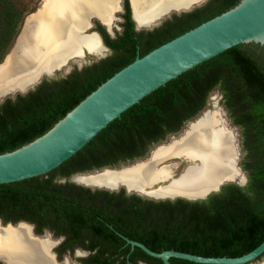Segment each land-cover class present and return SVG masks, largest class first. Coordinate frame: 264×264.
<instances>
[{"label":"trees","instance_id":"trees-1","mask_svg":"<svg viewBox=\"0 0 264 264\" xmlns=\"http://www.w3.org/2000/svg\"><path fill=\"white\" fill-rule=\"evenodd\" d=\"M206 0L172 13L160 26L134 29L123 0L121 30L111 37L97 20L109 55L73 68L64 77L44 76L33 89L0 101V153L45 133L115 72L158 45L237 4ZM26 6L0 0V62L16 36ZM218 88L231 122L239 127L244 185L228 182L205 198L153 199L124 188L109 191L71 181L72 174L144 157L205 108ZM0 219L20 220L63 234L57 259L86 250L80 264H163L122 235L155 251L174 249L204 256H239L264 239V45L239 43L194 65L152 90L107 124L90 141L46 174L0 184ZM261 257H258L260 259ZM171 264H206L170 258ZM0 264L1 263L0 261Z\"/></svg>","mask_w":264,"mask_h":264},{"label":"bare ground","instance_id":"bare-ground-1","mask_svg":"<svg viewBox=\"0 0 264 264\" xmlns=\"http://www.w3.org/2000/svg\"><path fill=\"white\" fill-rule=\"evenodd\" d=\"M188 1L131 0V6L136 21L143 24L165 7L183 6ZM119 7V0H44L27 16L0 64V94L22 88L69 60L78 61L84 52L102 54L98 36L85 33L88 17L96 15L108 23ZM216 99H212L213 108L189 123L180 137L157 145L146 159L117 170L77 175L75 180L108 187L120 184L152 197H196L224 181L242 183L238 132L225 123ZM52 242L49 237L32 235L25 223L0 226V259L8 264H57L50 252Z\"/></svg>","mask_w":264,"mask_h":264},{"label":"water","instance_id":"water-1","mask_svg":"<svg viewBox=\"0 0 264 264\" xmlns=\"http://www.w3.org/2000/svg\"><path fill=\"white\" fill-rule=\"evenodd\" d=\"M119 1V10L112 13L111 19L108 23L104 22L96 15H90L88 17V25L85 29V33H95L105 51H108V48L104 45L100 34L91 28L93 21L97 20L112 36L114 33L112 28L114 26L116 29L118 28L115 23V20L118 19L116 14L122 9V0ZM128 1L131 18L134 22V29L139 31L142 29H153L159 26L162 21L169 17L172 13L179 14L189 11L196 6L202 5L206 0H190L183 6L165 7L159 13L151 16L149 20L143 24H139L136 21L131 6V0ZM38 8H36L34 12H36ZM29 15L30 14L27 16ZM23 25L24 22L22 27ZM22 27L18 32L15 41L20 34ZM249 42L264 45V0H239L237 4L228 10L203 21L191 29L186 30L185 32L151 49L142 56L137 55L133 61L115 72L111 77L106 79L96 89L84 97L75 107L68 111L45 133L20 146L19 148L0 153V184L20 181L26 178L48 173L81 149L100 130L106 127L109 122L119 117L123 111L131 105L137 103L141 98L155 88L163 85L171 78L179 75L181 72L233 45ZM14 43L9 52L13 48ZM9 52L4 56L3 60ZM51 75L52 73H43L34 81L22 88H15L0 94V101H3L5 97H14L17 93H25L28 90L33 89L44 76L50 77ZM209 109L210 108H204L195 117L187 120L185 125L194 122ZM221 109L226 116L227 112L223 106H221ZM225 123L228 127H232L233 125L230 118H225ZM184 126L178 132L169 134L166 139L168 137H170V140L180 137L181 134L179 133L184 131ZM233 126L237 127L236 125ZM163 141L159 143H167ZM123 164L124 163H120L115 167H104L86 172L95 173L105 170H117L125 167ZM239 167L243 174L244 181L242 183H235L244 185L247 181V176L240 165ZM75 174H72L69 179L77 184L91 188H104L109 191H118L120 188H124L127 193H136L153 199H174L176 197H182L185 199L195 200L205 198L210 192L219 190L222 184L234 182L230 180L221 182L214 188L209 189L202 195L196 197H187L183 195L152 197L140 191L130 190L120 184L108 187L96 184L79 183L75 180ZM72 176H74V178L71 179ZM19 223L29 225L31 233L36 237H40L33 233V226L29 222L18 221L15 224L10 222L4 224L0 220L1 227H6L7 225L15 226ZM44 235H48L50 237L49 233ZM122 237L125 240V243L130 245L131 249L137 246L147 254L160 258L163 264H171V257L206 264H261L264 262V239L256 247L239 256H204L174 249L155 251L139 241L127 238L123 235ZM78 252L79 250H76V253ZM51 253H53L54 261L59 264L60 262L57 260L52 247ZM258 257L261 258L258 259ZM2 262L5 261L2 260ZM5 263L8 264L7 262ZM141 264L145 263L142 262Z\"/></svg>","mask_w":264,"mask_h":264},{"label":"rangeland","instance_id":"rangeland-1","mask_svg":"<svg viewBox=\"0 0 264 264\" xmlns=\"http://www.w3.org/2000/svg\"><path fill=\"white\" fill-rule=\"evenodd\" d=\"M14 1H16V3H18V4H20V5H25L26 6V13L24 14V16H23V19H22V22H21V24H20V26H19V29H18V32L20 31V29H21V27H22V24H23V22H25L24 21V19L25 18H27L26 16L28 15V14H30L31 15V13L33 14V12L36 10V8H38V7H41V4H42V2L44 1V0H14ZM117 16H118V19L117 20H115V23H116V25H117V29L115 28V26L112 28V30H113V34H112V36H115V34L117 33V31L119 32L120 31V29H121V21H122V18H121V12H118L117 14H116ZM162 24V23H161ZM160 24V25H161ZM159 25V26H160ZM23 28V27H22ZM92 30H94L93 28H91ZM22 31V30H21ZM18 32H17V34H18ZM21 33V32H20ZM17 34H16V36H17ZM16 36L14 37V39H13V41H12V43H11V46H10V48L12 47V45H13V43H14V41H15V38H16ZM19 36V35H18ZM16 42V41H15ZM15 44V43H14ZM10 48H9V50H10ZM9 50H8V52H9ZM109 51H103V53L102 54H100V55H93V54H90V53H88V52H84V54H83V56H82V58H80L78 61H72V60H69V61H67V63H66V65H64V66H62L60 69H54L53 71H52V75L50 76V78H57V77H64L67 73H68V71H70L73 67H77V68H82L84 65H87V64H89L91 61H93V60H97V59H100V58H103V57H105V56H107V55H109ZM3 60V59H2ZM2 60H1V62H2ZM0 62V63H1ZM213 98H217L216 100H217V103H218V105H219V107H221L222 106V103H221V101H220V99H221V95H220V93H219V91H218V89H214L213 91H211V93L209 94V98H208V101H207V106H206V108H210V109H212L213 108V103H212V99ZM224 117L225 118H228L229 119V117L227 116V114H226V116L224 115ZM233 126V125H232ZM185 127V129L188 127V125H185L184 126ZM234 127V126H233ZM184 129V130H185ZM236 129H237V132H238V145H239V150H240V159L242 158V152H241V144H240V142H241V137H240V130H239V127L237 126L236 127ZM182 133L184 132V131H181ZM182 133H179V134H182ZM170 137H168L165 141H163V142H168L170 139H169ZM158 144H160V143H158ZM158 144H156V145H153L150 149H149V151L146 153V155L144 156V157H140V158H138V159H135V160H133V161H128V162H126V163H124L123 164V166H129V165H132V164H134L136 161H139V160H144V159H146L149 155H150V152L158 145ZM161 144H163V143H161ZM179 161H183V160H179ZM240 161V160H239ZM170 162V161H169ZM168 161H166V163H169ZM184 165L185 164H183L181 167H180V169L178 170V171H175V173L176 174H178L180 171H181V169L184 167ZM95 173H97V172H95ZM82 174H87V172H85V173H77V174H75L74 176H77V175H82ZM92 174V173H91ZM74 176H72L71 177V179L72 178H74ZM161 184H163V183H161ZM42 237H49L48 235H45V236H42ZM50 238V237H49ZM52 238V237H51ZM54 239H56L55 237H53ZM54 245V244H53ZM51 250V249H50ZM56 254V253H55ZM87 253H86V251H82V250H79V252L78 253H76V252H74V253H72V254H66V255H64L63 256V258H62V260L60 261V263H62V262H67V263H69V264H75V263H78V261H77V256H85ZM1 261V263H3V264H6L5 262H2V260H0ZM263 263V262H262Z\"/></svg>","mask_w":264,"mask_h":264},{"label":"flooded vegetation","instance_id":"flooded-vegetation-1","mask_svg":"<svg viewBox=\"0 0 264 264\" xmlns=\"http://www.w3.org/2000/svg\"><path fill=\"white\" fill-rule=\"evenodd\" d=\"M121 18H122V21H123V17H122V14L124 13V4H123V0H122V9H121ZM96 20H94L93 21V25H92V28L95 30V31H97L98 33H99V31L97 30V24H96V22H95ZM121 21V22H122ZM121 30V29H120ZM118 32V31H117ZM100 34V33H99ZM110 35V34H109ZM116 35V34H115ZM100 36H101V34H100ZM111 36V35H110ZM111 37H114V36H111ZM101 38H102V36H101ZM102 40H103V38H102ZM103 43H104V41H103ZM104 45L108 48V51L111 53V49L104 43ZM73 68H75V67H73ZM72 68V69H73ZM77 68V67H76ZM71 69V70H72ZM79 69V68H78ZM70 70V71H71ZM70 71H68V73L70 72ZM67 73V74H68ZM50 78V77H49ZM215 89V88H214ZM213 89V90H214ZM216 89H218L217 87H216ZM212 90V91H213ZM211 93V92H210ZM208 98H209V95H208V97H207V101H208ZM207 101H206V105H205V108H206V106H207ZM223 106V105H222ZM224 107V106H223ZM225 109V108H224ZM229 117V116H228ZM230 118V117H229ZM230 121H231V119H230ZM232 123V122H231ZM233 124V123H232ZM234 125V124H233ZM133 161V160H132ZM120 163H123V162H120ZM119 163V164H120ZM118 164V165H119ZM118 165H115V166H118ZM115 166H104V167H115ZM104 167H102V168H104ZM98 169H101V168H98ZM94 170V169H93ZM1 220V219H0ZM20 221H24V220H20ZM27 222V221H26ZM16 223V222H15ZM15 223H13V224H15ZM32 226H33V233L35 234V235H38V236H40L41 238H42V236H45L44 234H46V233H49L50 234V240L51 241H53L52 243L54 244V245H52L51 247L53 248V251L55 252V249L57 250V249H61L62 248V246H61V244H62V242H63V240H64V235L63 234H55L52 230H49V229H44L43 231H42V233H40V234H38V233H36L35 232V227H34V224L33 223H31V222H29ZM33 235V234H32ZM52 237V238H51ZM53 237H55L56 239H54ZM51 247H50V249H51ZM67 248H66V250L65 251H67V253H65L64 255H66V254H71L69 251H70V247L69 246H66ZM76 250H82V251H86V250H84L82 247H80V246H75V248L73 249V252L72 253H74V252H76ZM50 252H51V250H50ZM87 252V251H86ZM56 253V252H55ZM52 254V256H53V253H51ZM56 255V258H57V253L55 254ZM63 255V256H64ZM63 258V257H62ZM54 259V258H53ZM1 260V259H0ZM58 260V259H57ZM62 260V259H61ZM61 260H58L59 262L61 261ZM143 261H139V263L141 264ZM143 263H145V262H143ZM78 264H80L79 262H78ZM145 264H147V263H145Z\"/></svg>","mask_w":264,"mask_h":264}]
</instances>
